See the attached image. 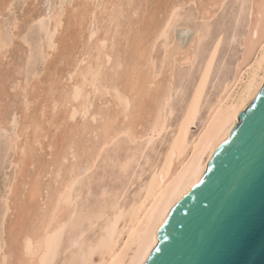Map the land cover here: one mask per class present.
Masks as SVG:
<instances>
[{
	"label": "bare ground",
	"instance_id": "obj_1",
	"mask_svg": "<svg viewBox=\"0 0 264 264\" xmlns=\"http://www.w3.org/2000/svg\"><path fill=\"white\" fill-rule=\"evenodd\" d=\"M44 1L4 63L0 0V264H143L264 82V0Z\"/></svg>",
	"mask_w": 264,
	"mask_h": 264
},
{
	"label": "water",
	"instance_id": "obj_2",
	"mask_svg": "<svg viewBox=\"0 0 264 264\" xmlns=\"http://www.w3.org/2000/svg\"><path fill=\"white\" fill-rule=\"evenodd\" d=\"M155 237L143 264H264V82Z\"/></svg>",
	"mask_w": 264,
	"mask_h": 264
},
{
	"label": "rangeland",
	"instance_id": "obj_3",
	"mask_svg": "<svg viewBox=\"0 0 264 264\" xmlns=\"http://www.w3.org/2000/svg\"><path fill=\"white\" fill-rule=\"evenodd\" d=\"M30 1L31 0H14V3H13V0H12V6H10V8L9 9H7V10H4L3 12H2V14H3V16H2V18H1V20H2V23H3V26H4V28H3V32L5 33V37L7 38V39H10V38H13L12 39V43H11V45H10V48H9V52L7 53V57L4 59V63H7L8 62V59H10L13 55H14V51H15V43H17L18 44V39L15 37V36H12V34L11 33H9L10 32V29H9V24L8 23H10V22H12L13 20H14V18L16 17H20V16H22V14H24L26 11H28V10H30ZM62 2V3H68V1L69 2H71L72 0H45L44 1V6H46L49 10H51V9H53L55 6H56V4L57 3H59V2ZM46 4V5H45ZM15 5V6H14ZM14 10V9H16V10H14V11H12V10ZM8 11V12H7ZM12 11V12H11ZM8 13V15H7V13ZM13 12H14V14H13ZM10 17V18H9ZM182 20H187V19H182L181 18V20L180 21H182ZM10 21V22H9ZM190 21V25H191V29H193L194 28V23H195V21L194 20H189ZM233 21H234V19L231 21V25L233 24ZM21 24H23L22 23V20H21V22H19V25H21ZM178 27H175L174 28V34L176 33V29H177ZM194 30V29H193ZM39 31V29H38V24H36V23H34L27 31H26V33H25V39H24V44L25 45H30L31 47H34L33 45H35V43L40 39V34H41V32L39 31V34L37 33ZM191 32H192V30H191ZM218 33V31L216 32V34ZM11 34V35H10ZM39 35V36H38ZM36 41V42H35ZM228 47H230L231 48V46H228L227 44H225V45H223V51H226V50H228L227 48ZM202 51V49L200 50V52ZM232 52H227V54H226V56H225V61H227V60H229V58H230V56H232ZM197 64H198V61L196 60V61H194V63H193V65L190 67L191 68V72L193 73L194 71H195V69L197 68ZM6 67V66H5ZM8 67H9V65H8ZM8 67H7V69H8ZM34 67H36L37 69H40L41 67H42V64H41V62H37V61H35L34 62V59L31 61V65H30V67L29 68H34ZM191 77H192V74L190 75V77L188 76L186 79H183V83H184V86L186 87V88H188L189 87V85H190V83H191ZM182 78V77H181ZM181 78L178 76L177 77V79L178 80H181ZM215 87H216V84L214 85V86H210L209 87V92H212V91H214L215 90ZM178 96H180L179 94H178ZM178 107V105L176 104V108ZM176 115V111H175V113H174V115H173V118H174V116ZM3 141V137H2V133H0V148H1V142ZM10 170H6V171H2L1 169H0V194H2V192H3V190H4V182H5V179H6V174H7V172H9ZM3 174V176H5V177H3V176H1ZM3 177V178H2ZM4 180V181H3ZM109 181V183H112V181L111 180H108ZM97 185H98V181H95L93 184H92V190H93V192H96V189H97ZM2 187V188H1ZM95 199V197H93V198H91V201H93Z\"/></svg>",
	"mask_w": 264,
	"mask_h": 264
}]
</instances>
